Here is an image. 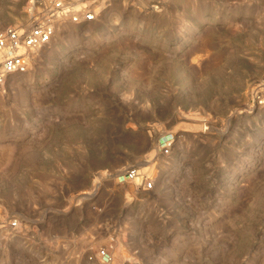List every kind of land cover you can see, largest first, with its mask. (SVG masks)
<instances>
[{"label": "rangeland", "instance_id": "1", "mask_svg": "<svg viewBox=\"0 0 264 264\" xmlns=\"http://www.w3.org/2000/svg\"><path fill=\"white\" fill-rule=\"evenodd\" d=\"M93 9L0 85V264H264V0Z\"/></svg>", "mask_w": 264, "mask_h": 264}, {"label": "built area", "instance_id": "2", "mask_svg": "<svg viewBox=\"0 0 264 264\" xmlns=\"http://www.w3.org/2000/svg\"><path fill=\"white\" fill-rule=\"evenodd\" d=\"M98 0H36L31 5L34 14L28 28L6 27L0 31V85L9 77L26 73L32 58L56 35L58 24L65 22L74 25H85L96 18L93 6ZM248 99L251 107L264 106V75L249 89ZM169 142H163L160 151L168 153ZM140 175L137 170L127 171L123 179L134 180ZM141 187L144 191L153 189V182L148 177H141ZM16 228L15 221L10 223ZM101 258L109 261L110 257L104 251Z\"/></svg>", "mask_w": 264, "mask_h": 264}]
</instances>
